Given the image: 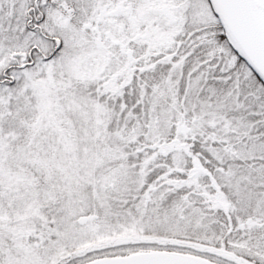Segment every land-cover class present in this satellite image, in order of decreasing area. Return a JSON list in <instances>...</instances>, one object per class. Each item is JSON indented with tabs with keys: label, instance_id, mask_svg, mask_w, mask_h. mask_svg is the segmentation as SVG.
<instances>
[{
	"label": "snow or ice",
	"instance_id": "6c2138e0",
	"mask_svg": "<svg viewBox=\"0 0 264 264\" xmlns=\"http://www.w3.org/2000/svg\"><path fill=\"white\" fill-rule=\"evenodd\" d=\"M0 264H264V0H0Z\"/></svg>",
	"mask_w": 264,
	"mask_h": 264
}]
</instances>
